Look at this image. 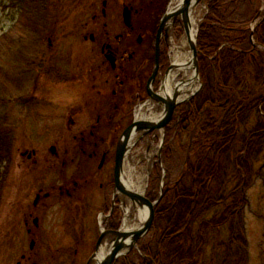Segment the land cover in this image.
<instances>
[{
	"label": "flooded vegetation",
	"instance_id": "obj_1",
	"mask_svg": "<svg viewBox=\"0 0 264 264\" xmlns=\"http://www.w3.org/2000/svg\"><path fill=\"white\" fill-rule=\"evenodd\" d=\"M37 1L43 6L32 34L43 52H25L21 64H8L7 75L12 85L31 87L26 98L50 108L46 113L54 122L45 127L54 131V139L22 152L26 190L24 205L10 216L12 257L20 259L16 264L46 259L98 264L108 253L107 233L124 226L127 211L129 220L134 213L117 184V150L124 133L142 123L138 115L163 114L157 97L168 100L164 93L174 73V50L184 36L182 17L174 21L171 12L183 0ZM217 1L225 12L238 4V17L256 23L249 40L264 51V10L258 0ZM63 6L74 11L68 38L83 64L52 61L60 48L54 30ZM10 11L14 16V7ZM185 103L178 104L165 132L177 125L176 110ZM157 132L146 138L155 139Z\"/></svg>",
	"mask_w": 264,
	"mask_h": 264
},
{
	"label": "trees",
	"instance_id": "obj_2",
	"mask_svg": "<svg viewBox=\"0 0 264 264\" xmlns=\"http://www.w3.org/2000/svg\"><path fill=\"white\" fill-rule=\"evenodd\" d=\"M6 1L14 17L42 12L37 0ZM207 6L197 37L203 88L166 130L148 199L158 197L161 164L163 194L151 236L130 264H248L243 212L264 151V51L253 48L238 4H229V12L217 0ZM9 154L0 143V165ZM173 168L180 169L176 180ZM3 181L0 171V197Z\"/></svg>",
	"mask_w": 264,
	"mask_h": 264
},
{
	"label": "rangeland",
	"instance_id": "obj_3",
	"mask_svg": "<svg viewBox=\"0 0 264 264\" xmlns=\"http://www.w3.org/2000/svg\"><path fill=\"white\" fill-rule=\"evenodd\" d=\"M207 2L208 0L201 2L194 10V18L198 29H200L204 17L207 15ZM258 3L259 9L262 8L264 10V3L262 4L259 0ZM11 8L12 6L6 0H0V143L5 142L10 146L9 156L3 159L6 162L0 165V171L4 176L0 197V264H16L20 260L17 257H12V247H15V245L12 244L9 238V227L10 216L13 214L17 215L24 205L26 189L22 152L31 144L51 142L54 139V131L45 127L54 122V117L46 113L50 108L44 106L41 101L32 102L30 97L26 98V94L32 92L31 87L22 88L23 86L20 85H12L8 80V64H12L13 61L21 64L23 62L21 56L24 57L25 52L29 51L31 54L33 48L34 53L43 52V49L39 46L40 44L36 41V37H33L32 34V32L36 31L33 19L37 15L22 14L14 17L11 15ZM73 13V9H69L66 6H63L58 11L60 21L54 30V34L57 36L54 42L60 48H58L55 56L52 55L54 64H83L84 57L81 53H77L72 39L68 38L75 22L72 19ZM241 20L249 30L256 26V23L250 19L246 22L243 18ZM50 31L52 32V27H50ZM185 38L184 35L180 42L176 43L177 49L182 48L184 44L186 45L187 39ZM199 74V79L202 83L201 72ZM28 100H30L29 103ZM164 134L166 139V132ZM138 136L135 137L134 143H136ZM162 137L163 134L158 131L155 139L152 137L146 138V140L135 144L127 154L126 178H128L129 166L131 165L133 168V180L136 185L140 184L145 188L147 199L149 193L154 190L153 186L156 188V185L152 184V180L155 168L159 164L158 156L160 150H163L165 146L164 140L161 147ZM254 170L256 171L254 181L246 194L247 204L243 212V222L248 243V264H264V151ZM161 171L159 189H157L159 198L161 196V185L162 183L165 185V177L167 176V171L163 164H161ZM179 174L180 169L173 168L171 178L176 180ZM158 197L155 201L159 199ZM138 213L134 209L133 217L131 216L128 225L135 226L137 224ZM87 221L91 223L94 221V217L92 215L88 216ZM152 230L139 243L148 237ZM138 255L139 244L127 256L119 258L116 264H121L123 260L130 264L131 261H137ZM56 263L59 264L60 261L46 259L38 262V264Z\"/></svg>",
	"mask_w": 264,
	"mask_h": 264
},
{
	"label": "water",
	"instance_id": "obj_4",
	"mask_svg": "<svg viewBox=\"0 0 264 264\" xmlns=\"http://www.w3.org/2000/svg\"><path fill=\"white\" fill-rule=\"evenodd\" d=\"M202 0H197V2L193 3L192 0H183L177 8H175L171 13V16L174 18V21L180 16L185 34L188 31V16L191 9H193L197 4H199ZM189 44L191 48V53L194 58L195 70L197 75L199 76V52L197 48V36L195 41H192L189 38ZM175 69V68H172ZM200 81V79H199ZM187 83L185 82V76L178 81V84L175 87V94L178 95L179 93L185 91ZM199 90L193 94L189 99L183 101H190L192 100L201 90L202 84L200 82ZM158 103H164V111L161 117L155 122H142L139 124H135L133 127L129 128L120 141L117 150V168H116V178L117 184L120 187V190L125 195L133 208L136 211H140L145 209L148 212L147 218L145 222L138 227L135 231L129 232L124 230V226L120 228L118 231H111L107 234L110 235V239L106 249L108 253L104 255V260L100 264H116V262L121 257L127 256L132 250L138 247L139 241L143 239L153 228L154 220H155V207L158 205L160 198L163 194V187L164 184L161 185V192L160 198L155 201L151 202L146 198V194H139L138 192L134 191L132 188L125 183L126 178V159L127 154L130 148L131 141L137 135L136 143L140 142L141 140L145 139L147 136L151 135L154 132L161 131L163 134L162 137V144L165 140L164 129L170 123L174 110L178 106L179 103L175 104L171 101V99L163 100V98L157 97ZM161 152L159 155V160H161ZM97 263H99V258L97 259Z\"/></svg>",
	"mask_w": 264,
	"mask_h": 264
},
{
	"label": "bare ground",
	"instance_id": "obj_5",
	"mask_svg": "<svg viewBox=\"0 0 264 264\" xmlns=\"http://www.w3.org/2000/svg\"><path fill=\"white\" fill-rule=\"evenodd\" d=\"M193 3L197 2V0H192ZM199 4H197L191 11L189 12L188 16V31L185 35L186 45L184 44L182 48L174 50L175 57H174V73L171 75L170 80L168 81L166 87H165V96H167L168 99H171V101L175 104L182 102L183 100L189 99L193 94H195L199 88H200V81L199 76L197 75V72L195 70V64H194V58L191 53V48L189 44V38L192 41H195L197 33H198V25L196 23V20L194 18V10L198 7ZM184 75L185 76V82L187 83V87L185 91L179 93L176 95L174 92L176 84H174V80L177 76ZM161 117V113H153L149 117H145V115L140 114L138 115V119L141 122H155ZM135 138V137H134ZM135 140V139H134ZM136 142V141H135ZM136 143L131 142L130 148L128 153L131 151L132 147L135 146ZM133 168L130 165L129 166V173L128 178H125V183L129 185L130 188H132L134 191L138 192L139 194H144L145 188H143L140 184L136 185V182L133 180ZM127 216L124 223V230L132 232L135 231L138 227H140L146 220L148 212L143 209L140 210L137 217V224L134 226L128 225L130 216L129 212L127 211ZM104 255L100 256L99 263L100 264L104 260Z\"/></svg>",
	"mask_w": 264,
	"mask_h": 264
}]
</instances>
